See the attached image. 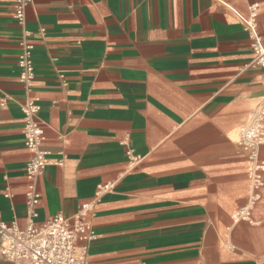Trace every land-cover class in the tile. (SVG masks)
I'll return each instance as SVG.
<instances>
[{"label": "crops", "instance_id": "obj_1", "mask_svg": "<svg viewBox=\"0 0 264 264\" xmlns=\"http://www.w3.org/2000/svg\"><path fill=\"white\" fill-rule=\"evenodd\" d=\"M13 5L0 0V221L27 223L22 105L36 99L50 161L36 222L92 202L91 264H264V147L238 144L264 99V0H31L23 24Z\"/></svg>", "mask_w": 264, "mask_h": 264}, {"label": "built area", "instance_id": "obj_2", "mask_svg": "<svg viewBox=\"0 0 264 264\" xmlns=\"http://www.w3.org/2000/svg\"><path fill=\"white\" fill-rule=\"evenodd\" d=\"M31 0H14L13 16L18 23L23 24L25 7ZM255 7L251 6L250 17L245 28L255 27ZM21 52L18 55L20 66L19 79L27 85L34 80V66L32 61L33 44L27 40L20 42ZM253 61L264 69V46L257 35L251 44ZM264 85V76L262 78ZM24 113L23 133L25 145L31 151L26 164L25 175L30 182L27 191L28 219L26 226L20 228L16 223L0 221V240L2 257L14 264H91L87 259L84 246L78 245V240L90 241L96 233L92 228L88 214L93 209L92 202L82 203L72 216L56 213L38 224L36 206L40 201V192L36 188V181L44 167L50 163L47 151L41 148L43 128L36 115L39 104L36 99H29L22 105ZM238 144L251 159L258 156L259 147H264V99L252 111L248 121L240 127ZM131 159H137L128 150ZM60 163V161H58ZM259 167V164H257ZM256 186L260 179L255 178ZM235 219L249 218L248 207H242L233 213Z\"/></svg>", "mask_w": 264, "mask_h": 264}]
</instances>
